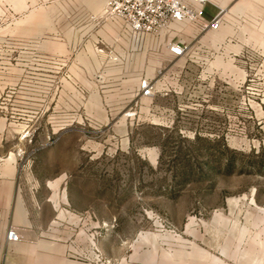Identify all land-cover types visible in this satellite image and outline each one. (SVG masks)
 <instances>
[{"label": "rangeland", "instance_id": "1", "mask_svg": "<svg viewBox=\"0 0 264 264\" xmlns=\"http://www.w3.org/2000/svg\"><path fill=\"white\" fill-rule=\"evenodd\" d=\"M106 1L0 0V95L15 87L29 110L0 123V159L39 195L0 264H264V64L252 82L239 71L264 52V0H228L244 7L235 41L207 39L192 60L156 36L130 53ZM133 69L162 93L137 95Z\"/></svg>", "mask_w": 264, "mask_h": 264}, {"label": "built area", "instance_id": "2", "mask_svg": "<svg viewBox=\"0 0 264 264\" xmlns=\"http://www.w3.org/2000/svg\"><path fill=\"white\" fill-rule=\"evenodd\" d=\"M234 13L233 6H221L212 0H107L100 18L103 21L111 20L119 24L121 35L129 38L130 44L127 49L132 54L140 50L148 36H156L169 56L192 60L207 47L209 36L222 32L230 25L234 28ZM232 34L225 37L226 43L235 41L236 37ZM116 41L120 42L118 39ZM98 44H100L99 51L103 53L105 51L103 46L107 45L106 39L101 37ZM113 52L115 53V48ZM232 54L235 58L241 56L237 53ZM111 59L120 61L125 60V57L118 55ZM252 59L255 61L254 64L244 66L239 70L245 78H249L250 82L257 76V71L264 64V52L253 51ZM56 64L58 73H60L64 64L58 60ZM65 77L69 76L57 77V91L64 87ZM159 81L155 77L141 74L137 95L142 99H151L158 93H162ZM249 89L252 88L249 86ZM0 99L1 111L9 110L10 112L9 115L4 113L0 116V123L9 119L10 123L28 121V106L23 96L17 94L15 87H10L6 94H1ZM132 109L133 107H130V110L125 113L126 117H135L136 111ZM175 118L176 113L173 112L170 125L160 120L159 117H153L150 123L156 126H171ZM27 137L26 132L20 135V139ZM5 239L10 245L18 244L21 241L20 232L15 226H9ZM96 255H101V251L97 249Z\"/></svg>", "mask_w": 264, "mask_h": 264}, {"label": "crops", "instance_id": "3", "mask_svg": "<svg viewBox=\"0 0 264 264\" xmlns=\"http://www.w3.org/2000/svg\"><path fill=\"white\" fill-rule=\"evenodd\" d=\"M212 1L221 6H226L228 0ZM240 6H242V4L233 6V10L236 14L243 11L244 7L239 9ZM229 27L230 28L226 30V34L234 33L233 25ZM226 34L224 33L221 35V39L225 38ZM224 40L225 39L222 41L224 42ZM140 75L141 73L139 70H126V72L123 73V83L127 85L131 84L132 88L135 89L139 84ZM7 140L8 138L6 135L0 134V147H3L4 142ZM15 162L16 157L14 156H10L5 160L0 159V238L3 242H6V232L9 226L25 224L30 222L32 217H38L39 215L38 182L24 172L23 168H16V165H14ZM1 252L7 253L5 244L0 246V253ZM4 264L13 263L11 261H5ZM21 264L31 263L22 262Z\"/></svg>", "mask_w": 264, "mask_h": 264}, {"label": "bare ground", "instance_id": "4", "mask_svg": "<svg viewBox=\"0 0 264 264\" xmlns=\"http://www.w3.org/2000/svg\"><path fill=\"white\" fill-rule=\"evenodd\" d=\"M228 28H230V27H229V26L226 27V29H224L222 32H220V33H218V34L211 35V36H209L207 39H210L211 42H212L213 44H216V43H217V40H218V39H221V35H223L224 32H225ZM222 40H223V39H222ZM218 41H219V40H218Z\"/></svg>", "mask_w": 264, "mask_h": 264}]
</instances>
